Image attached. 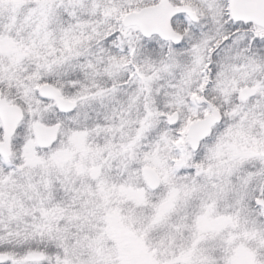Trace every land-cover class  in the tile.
<instances>
[{"label": "snow or ice", "instance_id": "1", "mask_svg": "<svg viewBox=\"0 0 264 264\" xmlns=\"http://www.w3.org/2000/svg\"><path fill=\"white\" fill-rule=\"evenodd\" d=\"M0 264H264V0H0Z\"/></svg>", "mask_w": 264, "mask_h": 264}]
</instances>
